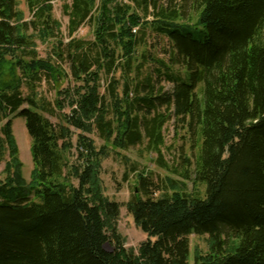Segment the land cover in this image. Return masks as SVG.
Returning a JSON list of instances; mask_svg holds the SVG:
<instances>
[{"label":"trees","instance_id":"obj_1","mask_svg":"<svg viewBox=\"0 0 264 264\" xmlns=\"http://www.w3.org/2000/svg\"><path fill=\"white\" fill-rule=\"evenodd\" d=\"M52 1L24 0L27 20L18 0H0V264H189L192 235L206 237L192 264H264V0H59L65 43ZM85 25L92 40L76 39ZM151 36L166 40L164 58ZM48 40L42 58L37 41ZM171 116L192 140L181 175L193 190L169 180L155 199L138 175L125 207L147 239L134 254L102 161L146 142L166 167ZM12 117L31 141L28 180Z\"/></svg>","mask_w":264,"mask_h":264},{"label":"rangeland","instance_id":"obj_2","mask_svg":"<svg viewBox=\"0 0 264 264\" xmlns=\"http://www.w3.org/2000/svg\"><path fill=\"white\" fill-rule=\"evenodd\" d=\"M52 6L53 17L61 25L62 35L58 36L65 43L68 41L66 34L67 17L62 13V3L59 0L52 1ZM18 9L23 12L25 19L28 20L30 18V13L26 8L24 0H18ZM74 37L76 39L92 40V29L87 25L82 26L78 29ZM148 43L155 45V51H151L153 55L160 59L164 58L162 50L164 45H167L166 40L162 41L160 38L157 39L151 36L148 39ZM53 44V40H48L43 43L37 41V50L40 57L45 58L50 53ZM173 72L182 75V70H179L177 66L173 68ZM67 83V81L60 82V88H65ZM103 84L104 81H102ZM159 86L163 87L165 92H170L173 88L170 83L165 81L159 82ZM41 91H45L48 98H51L53 95V92L47 90L44 84L41 87ZM101 92H103V89ZM64 112L68 113V110L66 109ZM50 120L55 124L57 123V119L54 117H50ZM1 125L2 123H0V127ZM12 133L18 147L19 159L23 165L22 175L28 180L32 169L30 155L31 141L25 129L24 120L21 117H12ZM77 133V131H74V136L72 137L73 144L76 142ZM162 134L164 145L161 148V155L166 167H160L158 165L156 154L146 151V142L141 146L130 148L126 151H113L109 149L108 157L102 161L100 178L103 186V194L110 201L120 206L119 216L116 221V230L123 240V247L127 251H132L134 254L137 253L139 245L147 239V236L134 224L131 215L127 213L125 207L133 193L135 191L138 192V175H143L152 182L150 192L152 193L151 196L155 199L165 194H171L172 189L169 186V180L172 181V185L177 191L189 193L193 190L192 181L184 180L181 175L185 168L183 158L190 157L192 159L190 149L191 137H189L180 124L175 122L173 116L169 117V120L165 123ZM88 137L94 140L97 148L103 145L102 140H99L94 134L88 135ZM3 169L4 162L0 163V180L4 178ZM196 191L202 193L203 187L197 186ZM205 240L206 237L204 236L196 237L192 235L189 237L191 252L189 264L193 263V255L196 249L206 251ZM105 249L111 252L113 245H106Z\"/></svg>","mask_w":264,"mask_h":264}]
</instances>
